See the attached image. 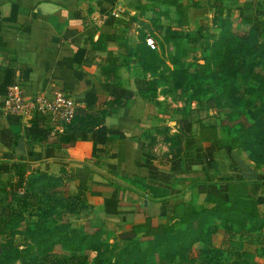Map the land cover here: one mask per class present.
Returning a JSON list of instances; mask_svg holds the SVG:
<instances>
[{
    "label": "crops",
    "instance_id": "crops-1",
    "mask_svg": "<svg viewBox=\"0 0 264 264\" xmlns=\"http://www.w3.org/2000/svg\"><path fill=\"white\" fill-rule=\"evenodd\" d=\"M166 1L190 4L187 14L198 21L213 14L220 2L226 9L234 6L241 10L246 19L247 14L250 18L251 14L261 17L264 13V0H256L255 6L249 5L251 0ZM150 4L151 0H0V84L9 70L15 78L23 77L27 96L61 90L83 106L85 93H94L107 111L104 123L111 131L108 152L100 158L90 155V143L52 142L63 130L59 126H52L51 142L29 146L25 121L2 110L4 95H0V162H25L27 173H68L85 199L117 230H129L145 217L172 214V205L187 198L192 191L187 186L199 177L200 167L192 161V150H186L181 157L164 152L165 158H161L155 152L156 144L155 159L142 150L147 129L169 126L171 133L177 130L176 122L175 126L159 125L155 122L158 117L147 115L151 104L137 90L144 79L143 72L128 61L121 62L132 58L126 47L140 43H135L134 36L126 30L139 19L148 22L140 12ZM100 15L105 21L96 27L90 19ZM99 31L111 36L106 51L93 49L92 40H87L91 34L95 40ZM79 49H86V53L77 62ZM118 89L132 91L133 96L117 104L114 98ZM161 137L157 136V143ZM20 138L24 149L16 150ZM158 171L172 173L176 180H156ZM9 178L10 174L1 180L5 183ZM6 212L0 205V215Z\"/></svg>",
    "mask_w": 264,
    "mask_h": 264
},
{
    "label": "trees",
    "instance_id": "trees-1",
    "mask_svg": "<svg viewBox=\"0 0 264 264\" xmlns=\"http://www.w3.org/2000/svg\"><path fill=\"white\" fill-rule=\"evenodd\" d=\"M255 1L251 0L249 5L255 6ZM257 6L262 5L258 3ZM261 14L264 17V13ZM247 16V19L254 20L248 34L233 31L232 24L228 21L220 23L219 36L208 45L209 53L204 66L186 63L183 59L185 54L183 43L178 32L170 27L163 31V40L174 48L173 56L169 57V62L174 67L172 69L161 61L155 50L145 44L144 38L139 45L126 47L128 56L138 58V65L142 67V71L149 72V76L142 79L137 89L147 103L155 106L160 104L157 91L159 84L163 81L172 89H180L184 87V82L190 76L193 80H202L203 84L201 85L200 82L198 87H202L203 93H207L206 91L212 87H218L220 89L218 96L224 105L236 110L241 106L243 110L236 112L241 117V123L237 125V129H241V138L233 140L234 143L229 145L222 144L209 136L208 132L202 129L204 128L202 123L199 124L200 127H197L199 118L196 113L193 115H189V112L182 113L183 116L176 123L177 130L173 133L170 132L169 126H154L145 131L142 146L145 154L153 159L156 158L154 147L157 144V136L161 135L163 141L168 143L166 155L181 157L186 150H192V161L200 167L197 180L187 186L192 191L187 198L179 199L172 205V214L157 215L154 217L157 222L159 221L157 224H154L153 218L145 217L144 227L147 229V235L151 237L162 236L175 220L196 224V227L182 238L176 236V243L170 255L171 259L177 257L179 264H196L195 258L192 257L194 248L204 236L203 228L206 223L211 222V219L218 220L226 233H230L234 227L249 233L260 232L264 228V208L262 207L264 201L255 195L261 184L248 183L244 181V177H239L238 184L233 185L234 189L231 183H224L226 192L223 194L219 193L213 177L216 165L215 154L221 146H226V150L231 152L232 148L244 146L245 143L246 149L251 154V160L264 169V41L257 35L260 28L264 29V19L258 20V15L253 17V14L250 18L248 14ZM110 38L108 32L99 31L95 40H93V34L89 35L87 40H92L93 49L106 51ZM107 52L109 56L111 53ZM85 53L86 49H79L75 61L79 62ZM208 62L212 67L210 71H207ZM189 68H193V71L189 72ZM22 78H15V75L7 70L5 80L0 84V95H5L7 87L13 83L22 85ZM237 81H241L243 85L241 89L235 86ZM131 96H133L132 91L118 89L114 99L117 104H120L122 98L127 99ZM97 101L94 93H85L84 105L76 109L70 122L63 124V130L55 140L52 134L53 125H50L48 116L36 115L26 123L29 146L51 142L52 139V142L59 144H71L79 140L91 144L89 153L92 157L100 158L105 155L108 152L110 143L108 136L111 131L104 123L107 111ZM242 128H244L243 131ZM200 129L203 137L199 133ZM167 160L170 161L171 158ZM27 169L25 162L12 164L0 162V204H3L7 210L4 216L0 215V233L1 228L9 227L12 222H15L17 210L21 213L23 208L30 206L27 188L31 187V184L39 180L58 181L62 179L61 176L51 175L44 171H38L35 174L27 173ZM9 174L11 178L3 183L2 177ZM261 174H264V170ZM156 180L168 183L169 180L175 181L176 177L172 173H159L158 171ZM20 188L23 189V193L18 192ZM82 196L81 190H78L77 194L65 201L63 198H58L56 194L52 196L50 194L46 199L49 202L52 201L53 205L48 209L40 210V213L46 219L57 208L75 211L77 206H84ZM200 196L202 197L201 205L198 207L196 203ZM9 198L11 201L6 202ZM205 203H212L213 206L206 207ZM177 214L179 217H176ZM36 227V231L43 239L45 238V243L62 240L66 244V241L75 238L74 235L60 236L59 231L54 232L46 228L44 220H39ZM142 228L139 225L131 227L133 232ZM13 234L12 232L11 236ZM85 239L88 237H81V240ZM101 245L102 248H100ZM66 246L76 252L70 257L71 259H62L58 254L51 253L49 249L41 251L36 256L30 253L29 249H19L11 239H8L0 253V264H14L19 259L24 261L27 259L26 263L30 259L31 264H89L86 254L77 253L79 251L77 247L72 248L67 244ZM92 248L97 253L96 264L102 263L100 257H103L110 248L108 243H101ZM145 258L146 256L136 257L133 263L144 264Z\"/></svg>",
    "mask_w": 264,
    "mask_h": 264
},
{
    "label": "rangeland",
    "instance_id": "rangeland-1",
    "mask_svg": "<svg viewBox=\"0 0 264 264\" xmlns=\"http://www.w3.org/2000/svg\"><path fill=\"white\" fill-rule=\"evenodd\" d=\"M221 3L213 14L206 15L198 21L189 18V13L187 14L190 4L177 5L171 1L151 0V4L140 12L148 19V22L145 23L139 19V23L134 22L126 32L131 33L130 36H134L135 43L143 41V39H139L138 35L141 38H145L146 35L152 36L157 42L155 51L160 56L161 61L172 69L174 67L169 62V57L173 56L174 48L171 47L170 43H165L163 40V31L170 27L179 34L183 48H185L183 59L186 63L204 66L209 53L208 45L218 38L219 26L222 21H228L232 24L233 31L242 34H248L254 24V20L244 18L241 10H236L234 6L226 9V6L222 7ZM244 6L246 7V5ZM253 9L254 7L249 10V14L252 13ZM263 19V16L258 17V20ZM160 27L161 29H159ZM257 35L259 39L264 41L263 28H260ZM125 61L139 69V72L142 71V67L138 65V58H134V56L127 60L123 58L121 62L125 63ZM211 69V63L208 62L207 71ZM192 71L193 68H189V72ZM143 75L148 77L149 72H143ZM200 82L202 85V80H193L189 76L184 82V87L172 89L163 81L159 84L157 91L160 104L150 105L151 113H147V115L158 117L157 120L155 119L156 124L173 126V122L180 121L183 116L182 113L189 112V115L196 113L199 118L197 127H200L199 124L202 123L204 125L202 129L222 144L234 143L241 138V129H237V125L241 123V117L236 112L243 111L242 107L239 106L240 108L236 110L224 105L218 96L220 92L218 87H212L206 91L207 93H203L202 87H198ZM235 86L241 89L243 85L241 81H237ZM199 133L202 136L201 129ZM157 144L158 147L155 152L161 158H165L164 152L168 151V143L163 141L161 137ZM251 159V154L246 149L245 143L244 146L232 148L231 152L226 150V146H221L217 150L213 177L219 193L224 194L226 192V183H231L233 187V185L238 184L239 177H244V181L248 183L261 184L255 195L264 201V174H261L264 169L256 165ZM165 162L167 161L162 163ZM38 171L32 170V173L35 174ZM60 176L62 177L61 180H39L27 188L30 206L23 208L21 213L17 210L15 222H12L9 227L1 228L3 231L1 230L0 233V253L3 251L5 241L11 239L12 243L19 249H29L33 255L38 256L41 251L49 249L51 253L58 254L62 259H67L76 253L67 248V244L72 248L77 247L79 250L77 253L86 254L89 264H96L97 253L92 247L99 246L101 243H108L110 248L103 256L104 258L100 257V259L102 258L100 264H132L136 257L142 256H146L144 264H179L177 257L171 259L170 251L176 243V236L182 238L196 227V224H192V222L175 220L166 233L155 237L147 235V229L144 227L145 218L135 224L143 227L136 232H133L131 228H128L129 230H117L116 226L108 224L103 219L101 211L95 209L85 199L83 192L82 200H84L86 208L77 206L72 212L57 208L44 219L40 210L48 209L53 205L52 201H47L48 195L56 194L58 198L68 201L80 190L68 173H62ZM18 192L23 193V189L20 188ZM201 198L200 196L197 200L196 206L198 207L201 205ZM9 201H11L10 198L6 202ZM205 205L206 207L213 206L212 203H205ZM262 207L264 208V202ZM176 217L179 215L177 214ZM153 219L154 224L159 222L155 218ZM39 220H44L46 228L54 232L59 231L60 236L71 237L74 235L75 238L66 241V244L62 240L45 243V238L43 239L36 231V223ZM12 232L14 234L11 236ZM203 233L204 236L195 245L192 255L196 264H264V228L260 232L249 233L234 227L230 233H226L218 220L211 219V222L206 223L203 228ZM82 236H87L88 239L81 240ZM26 261L27 259L25 261L19 259L14 264H31L30 259L29 262L26 263Z\"/></svg>",
    "mask_w": 264,
    "mask_h": 264
},
{
    "label": "built area",
    "instance_id": "built-area-1",
    "mask_svg": "<svg viewBox=\"0 0 264 264\" xmlns=\"http://www.w3.org/2000/svg\"><path fill=\"white\" fill-rule=\"evenodd\" d=\"M90 20L96 27H101L105 21L101 15L93 16ZM144 42L150 49H156L157 42L152 36L147 35ZM79 106L73 97L61 90L50 93L38 91L33 96H27L23 86L18 83L7 87L2 102V110L6 114L20 117L25 124L36 115H46L51 125L61 128L63 124L71 121Z\"/></svg>",
    "mask_w": 264,
    "mask_h": 264
},
{
    "label": "water",
    "instance_id": "water-1",
    "mask_svg": "<svg viewBox=\"0 0 264 264\" xmlns=\"http://www.w3.org/2000/svg\"><path fill=\"white\" fill-rule=\"evenodd\" d=\"M24 149V145H23V142H22V138H20L17 142V145H16V150H23Z\"/></svg>",
    "mask_w": 264,
    "mask_h": 264
}]
</instances>
